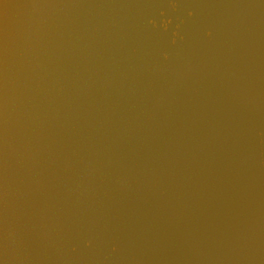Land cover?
I'll use <instances>...</instances> for the list:
<instances>
[{
	"label": "water",
	"instance_id": "95a60500",
	"mask_svg": "<svg viewBox=\"0 0 264 264\" xmlns=\"http://www.w3.org/2000/svg\"><path fill=\"white\" fill-rule=\"evenodd\" d=\"M0 264H264V0H0Z\"/></svg>",
	"mask_w": 264,
	"mask_h": 264
}]
</instances>
